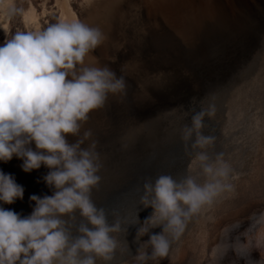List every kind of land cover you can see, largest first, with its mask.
I'll list each match as a JSON object with an SVG mask.
<instances>
[{
  "label": "bare ground",
  "instance_id": "1",
  "mask_svg": "<svg viewBox=\"0 0 264 264\" xmlns=\"http://www.w3.org/2000/svg\"><path fill=\"white\" fill-rule=\"evenodd\" d=\"M202 2L187 12L186 0H172L176 10L167 19L160 3L153 4L147 13L149 1L113 0L100 27L106 39L86 56L85 61L91 59L89 65L77 66L78 74L83 67H107L125 82L123 92L109 93L104 106L88 114L95 128L84 122L79 134H71L67 141L76 144L86 131L92 133L80 148L90 150L96 143L97 163L101 165L96 175L100 181L91 189L90 199L94 205L99 203L98 209L109 202L112 213L122 202L130 201L119 195L124 170L143 174L139 163L148 152L155 150L157 163L158 151L177 148L185 127L191 128L192 117L202 110L214 114L204 116L200 132L215 140L203 149H190L184 161L187 177L195 178L201 187L214 182L196 159L201 152L208 155L206 163L214 169L220 166L217 156L222 154L230 169L227 180L221 183L231 185V190L222 191L211 204L201 207L195 232L180 236L178 242L169 236L173 253L169 252L167 258L152 259L151 251L145 249L146 262L137 259L125 263L124 255L132 242L126 234L111 233L117 249L110 264H264V0ZM53 6L50 11L45 1V15L38 16L30 5L21 14L22 20L29 27L39 28L41 21L52 23L57 14L60 22L78 19L84 23L77 13L80 4L73 0H55ZM6 9H0L1 36L9 34L14 8ZM116 117L118 120H111ZM106 125L115 128L109 132ZM176 135L179 139L172 142ZM191 138L196 140L195 131L188 140ZM30 147L36 150L34 144ZM130 150L139 156L134 157ZM22 163L13 158L0 169L12 174L24 188L22 200L2 206L28 216L35 205L31 195L42 198L56 189L44 180L49 168L42 165L25 172ZM78 214L76 209L61 217L69 231L76 228ZM153 230L150 233H159L161 228ZM96 264L105 262L97 259Z\"/></svg>",
  "mask_w": 264,
  "mask_h": 264
},
{
  "label": "clouds",
  "instance_id": "2",
  "mask_svg": "<svg viewBox=\"0 0 264 264\" xmlns=\"http://www.w3.org/2000/svg\"><path fill=\"white\" fill-rule=\"evenodd\" d=\"M105 39L100 28L77 19L50 24L42 31H16L0 45V162L16 157L23 161L25 172L44 165L50 170L44 180L56 189L42 198L31 195L33 210L22 216L2 205L22 200L24 188L12 174L0 170V264H96L97 259L110 264L114 259L117 240L111 233L120 232L121 224L117 220L109 225L104 209L90 199L91 189L100 181L95 141L90 150L80 148L92 133L86 131L76 144L66 140L68 134H79L88 114L102 108L109 93L125 89L124 78H116L107 67H83L77 73V66H83L86 56ZM213 114L204 110L195 114L183 139L187 141L195 131L194 148L212 145L215 138L203 136L200 130L204 116ZM33 144L36 150L30 147ZM196 159L214 182L201 187L191 177L177 183L170 176H160L154 185H144L141 202L153 211L135 239L149 235L143 243L151 247L152 259L167 258L169 236L178 239L202 206L231 190V185L221 183L230 170L222 154L215 169L206 163V153ZM76 209L92 227L81 225L80 235L72 237L61 217ZM157 227L159 233L149 234ZM137 259L146 262L147 256L138 254Z\"/></svg>",
  "mask_w": 264,
  "mask_h": 264
},
{
  "label": "water",
  "instance_id": "3",
  "mask_svg": "<svg viewBox=\"0 0 264 264\" xmlns=\"http://www.w3.org/2000/svg\"><path fill=\"white\" fill-rule=\"evenodd\" d=\"M215 9L220 10L219 7H216ZM227 10V8H225L224 10H222L223 12H225ZM217 12V11H216ZM218 15V14H217ZM264 73V70H263ZM93 119L88 118V120L86 121V125L88 127H90V129L95 128L94 123L92 121ZM111 120H118V117H116L115 119H111ZM107 128V130H109V132H111L115 127L114 126H105ZM71 134H68L66 136V140H69V137ZM180 136H174L172 138V142H175L176 140L179 139ZM71 140V139H70ZM196 140L195 139H190L185 141L183 138L182 140H179V144L176 146L177 148H175L174 150H161L160 152L158 151L157 153L159 154L158 157L159 161L157 163H155V158L157 157V155L154 154V151H150L148 152L149 155L145 156L144 161H142L139 163L142 170H143V174H139V175H133V173L131 172H127L128 169L124 170V172H126L125 174V181L121 182L120 184L123 186L122 191L120 192L119 195H123L122 196V200L131 198V200H127L126 203L122 202V206L119 208L114 209V212L111 213L112 210V206L108 207L109 202H107L105 205H100L101 208L104 209L105 215H106V219H107V223L109 225H113L117 222V220L120 221L121 224V231L120 232H115L119 233V234H126V236L129 238V242H132V247H134L133 249L130 248V251L125 253L124 255V262L125 263H132L133 261L137 260V256L138 254H143V250L146 249V251H152L151 247L145 243H143L144 241L148 240V236L144 235L143 237H140V239L136 240V234H137V229L143 224L145 216H150L153 209L151 207H145L143 203H140L141 198L145 195V188L144 185L146 183L154 185L156 180L160 177V176H170L173 180H175L177 183H181L184 180H186L187 177V173L184 170V166L185 163L184 161L187 160L189 158L190 153L192 152L193 145L195 144ZM169 148V147H168ZM167 149V148H165ZM126 150H124L125 152ZM130 152L134 153V157L139 156L138 153L134 152L133 150H130ZM146 154V153H145ZM14 159L16 157H13ZM5 165L4 162H0V169L1 167ZM128 164H126L125 166H127ZM194 181L199 185L198 181L194 178ZM116 195V196H119ZM154 193L149 194V198L153 197ZM139 198V201H135ZM121 200V201H122ZM99 203L95 204V206H98ZM96 206V207H97ZM124 212H126L124 214ZM146 212L145 215H143V213ZM196 216L197 213L194 214L189 221L186 224L185 230L184 232L187 230L186 233H182L181 236L187 234V233H193L195 232V223H196ZM78 223L76 226V228H72V230H70V233L72 235V237H76L79 236L80 233L78 232V228L81 225H86L88 227H92L86 218L82 217L80 214H78ZM187 228V229H186ZM125 229H127V231H125ZM154 231L153 229H150V232ZM151 234V233H150ZM127 238V239H128ZM180 239V237L178 239H174L175 242H178ZM122 242V241H120ZM169 252L173 253V248H169ZM118 253H122V252H118Z\"/></svg>",
  "mask_w": 264,
  "mask_h": 264
},
{
  "label": "rangeland",
  "instance_id": "4",
  "mask_svg": "<svg viewBox=\"0 0 264 264\" xmlns=\"http://www.w3.org/2000/svg\"><path fill=\"white\" fill-rule=\"evenodd\" d=\"M45 1H47V4L49 6V10L50 11L54 10V6L53 5L55 4V0H0V9H6L7 8L6 10H9L10 8H14L13 10H11L12 11L11 16H12V19L13 20L11 18L9 20V24L11 26L8 25V32L10 34V37H9V34L7 36H1L0 35L1 45L5 42V39L6 38H9L10 39L11 36L16 31H42L45 28H47L50 24H54V23L60 22L59 17L57 18L55 16L57 14L54 15V18H53V22L52 23H49V21L44 22V20L41 21L42 22V25L39 28H35L33 26L32 27L31 26L29 27L27 25L26 21L24 19L22 20L21 14L24 12V9L25 8H28L30 5H34V7L36 8L37 12H39L38 16L45 15V13H43V11H42L43 10L42 5H43V3ZM112 1L113 0H92L91 3H88V0H73V3L80 4V8H78V10H77L78 12L77 13H78V17L79 18L82 17V19H83V21H84L85 24H87L89 26H92V27H98V28H100L103 25V23H104V19H105V16L107 14V7L112 3ZM146 1L147 2L148 1L151 2V4L148 5V7H146V9H147L146 12L147 13H149V8H151V6L153 4H155V3L156 4L157 3H160V4H162L164 6V10L166 12L167 19H168V16L170 17L171 14H172V12L176 10V8H174V6L171 3L172 0H146ZM201 1H203L202 4H204V3L211 2L212 0H186V3L188 2L187 5H189V6H185L186 8L184 10L187 11V12H189V10L191 11V10L195 9L197 7V5ZM11 2H13L14 4L12 5ZM61 2H64V0H61ZM92 13H94V15ZM16 14H18V15H16ZM87 16L88 17L91 16L89 18V21L90 22L86 20ZM93 16H94V19H93ZM14 21H15V25H14ZM11 31H12V33H11ZM4 37H6V38L4 39ZM90 63H91V59H89L88 61H85L83 66H87ZM80 67H82V66H80ZM170 94H172V93H170ZM170 94H169V96H171ZM169 96H167V97H169Z\"/></svg>",
  "mask_w": 264,
  "mask_h": 264
}]
</instances>
